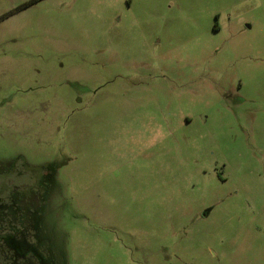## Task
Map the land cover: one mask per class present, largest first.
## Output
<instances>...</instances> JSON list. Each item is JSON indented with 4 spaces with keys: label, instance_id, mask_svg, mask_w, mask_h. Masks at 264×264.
<instances>
[{
    "label": "rangeland",
    "instance_id": "374dc122",
    "mask_svg": "<svg viewBox=\"0 0 264 264\" xmlns=\"http://www.w3.org/2000/svg\"><path fill=\"white\" fill-rule=\"evenodd\" d=\"M6 171L0 264H264V0H0Z\"/></svg>",
    "mask_w": 264,
    "mask_h": 264
},
{
    "label": "flooded vegetation",
    "instance_id": "af4514ba",
    "mask_svg": "<svg viewBox=\"0 0 264 264\" xmlns=\"http://www.w3.org/2000/svg\"><path fill=\"white\" fill-rule=\"evenodd\" d=\"M24 158H21V160L16 161L8 171H11L10 173H15L16 175H20V174H24L27 170L28 171H32L35 174V178L34 180L37 182H40L39 184L37 183L36 185H33L29 188H32V190H46V186H48L47 180L48 178L50 179V176H52V171L50 169H46V168H40L37 166H28L27 164L25 165V160H23ZM34 169H38L37 172H35ZM8 171L4 172V174H0L2 175V177L4 175L8 174ZM7 180V179H6ZM42 183V185H41ZM38 255H40L42 257V254L39 252L37 253Z\"/></svg>",
    "mask_w": 264,
    "mask_h": 264
}]
</instances>
